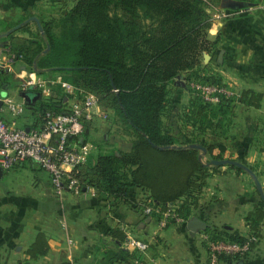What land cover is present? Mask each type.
I'll list each match as a JSON object with an SVG mask.
<instances>
[{"label": "trees", "instance_id": "obj_1", "mask_svg": "<svg viewBox=\"0 0 264 264\" xmlns=\"http://www.w3.org/2000/svg\"><path fill=\"white\" fill-rule=\"evenodd\" d=\"M60 21L61 32H52V21L42 23L46 46L41 38L26 36H14L8 45L30 63L27 70L62 72L64 79L95 93L101 105L116 110L135 132L128 150L99 153L76 166L74 174L82 190L94 187L125 197L131 187L141 186L148 191L153 213L159 207L157 214L162 218L171 205L178 217H189L199 203L209 166L200 149L192 146L193 141L187 145L176 143L164 128L162 115L169 80L192 69L200 54L210 51L218 41V37H209L211 16L204 0H77L63 10ZM0 73L11 72L0 69ZM44 96L26 105L35 120L31 125H38L45 111H69L65 99L49 100L52 95ZM262 98V92L251 88H244L239 95L240 102L254 107L261 106ZM205 146L214 158H221L212 144ZM197 171H202L200 178L195 177ZM246 219L253 230L250 236L218 226L208 227L207 231L210 238L248 240L250 251L262 234L264 205L255 204ZM176 220L169 218L167 224ZM110 234L123 241L126 231L113 227ZM49 248L46 234L39 232L28 252L37 257ZM243 255L221 253L219 259H239Z\"/></svg>", "mask_w": 264, "mask_h": 264}, {"label": "crops", "instance_id": "obj_2", "mask_svg": "<svg viewBox=\"0 0 264 264\" xmlns=\"http://www.w3.org/2000/svg\"><path fill=\"white\" fill-rule=\"evenodd\" d=\"M38 1L43 0H0V18L25 11L35 2L40 6ZM52 1L64 10L77 0ZM204 6L211 16L209 37H218L224 52L221 66L231 70L237 86L263 93V110L255 108L262 110L259 114L263 117L253 119L252 133L246 137L234 134L230 142L222 139L219 147L225 156L246 161L264 188V0H204ZM5 37L7 33H0V46ZM16 120L26 126L35 122L27 111ZM27 161L3 169L0 176V181L11 179L9 186L0 183V264H211L206 245L208 227L237 229L250 236L253 230L246 215L255 204L264 205L247 170L222 164L209 168L192 214L163 225L157 214L159 207L153 214L144 212L152 200L141 186L131 187L125 197L89 187L79 193L68 192L61 199L54 194L48 171ZM29 165L33 172L26 167ZM23 170L30 172L26 179L18 176ZM201 176L202 171L195 173L196 178ZM194 217L208 225L192 228ZM113 227L126 231L123 241L111 236ZM260 230L261 237L253 249L239 259H220L216 264H264V219ZM39 232L46 234L50 248L31 257L28 249ZM134 238L147 241L148 246H129Z\"/></svg>", "mask_w": 264, "mask_h": 264}, {"label": "rangeland", "instance_id": "obj_3", "mask_svg": "<svg viewBox=\"0 0 264 264\" xmlns=\"http://www.w3.org/2000/svg\"><path fill=\"white\" fill-rule=\"evenodd\" d=\"M40 3V6L35 2L33 6L28 5L25 11L18 10L15 14H7L4 15L3 19L0 18V33L4 32L8 35L2 39L5 41L4 44L8 45L14 36H26L41 38L46 46L44 40L46 33L42 29V23L47 21H52L49 26L52 32L62 31L60 21L63 12L62 6L52 0H43ZM69 8L70 6L64 8V11ZM32 15L39 18L41 27L36 20L29 19ZM17 21H19L17 24L20 26L14 28L17 24H13ZM11 25L13 26L10 27ZM212 47L210 51L207 50L200 54L192 69L182 71L169 80L166 86L167 106L162 119L164 128L172 133L177 144L187 145L191 141L205 145L212 144L214 153L223 158L230 156L224 155L223 150L219 147V141L223 139L225 142H230L234 134L240 135V137L251 134L255 128L252 126L253 119L259 118V116L263 117L262 114H259L263 110V105L260 106L262 110L256 111V107H250L248 104L239 101V95L244 88L237 86V81L232 78L230 69L221 66L222 62L218 60L219 51H223L221 45L214 43ZM18 65L31 67L30 63L26 61L19 62ZM225 69L228 70L227 73ZM40 73L48 79L59 73L64 75L55 69H42ZM20 82L21 78L15 73H0L1 93H11L15 97L27 101L26 92L20 90ZM50 88V94H46L44 98L52 95L49 100L63 98L64 101H69L66 96L67 93L59 84L52 83ZM36 99L31 103L35 102ZM107 112L106 117L96 116L87 124V138L96 145L89 156L90 158L96 157L99 153L121 149L128 150L135 137L132 127L124 121L116 110L109 108ZM27 113L30 114L29 110ZM199 149L209 168L215 169L218 165L211 161L214 155ZM27 163L33 165L30 161ZM30 165L26 167L33 172L34 170L31 169ZM29 170H23L18 176L23 177V179L28 178L30 176ZM35 172L38 174L39 171ZM10 182L11 179L8 177L0 181L4 187L9 186ZM21 182L25 183V180Z\"/></svg>", "mask_w": 264, "mask_h": 264}, {"label": "built area", "instance_id": "obj_4", "mask_svg": "<svg viewBox=\"0 0 264 264\" xmlns=\"http://www.w3.org/2000/svg\"><path fill=\"white\" fill-rule=\"evenodd\" d=\"M22 61L23 56L15 53L9 45L0 46V69L21 78V91L33 90L39 95H46L50 94L51 84L57 83L68 95L69 111L48 110L43 112L38 125H20L16 119L26 111L27 102L11 93L2 94L0 91V165L3 169H10L24 161H34L48 171L57 197L62 199L68 192L79 193L82 186L74 174L75 168L85 162L96 148L91 140L84 139L87 124L96 116L106 117L109 108L101 105L95 93L77 87L60 73L48 79L36 70L29 71L25 67L18 70L17 64ZM172 208L169 205L163 211V225L168 223L169 218L181 219ZM153 211L152 203L144 208L146 214L150 215ZM128 245L145 249L148 243L134 238ZM249 248L248 240L240 242L207 236L211 264L220 260L221 253L245 254Z\"/></svg>", "mask_w": 264, "mask_h": 264}, {"label": "water", "instance_id": "obj_5", "mask_svg": "<svg viewBox=\"0 0 264 264\" xmlns=\"http://www.w3.org/2000/svg\"><path fill=\"white\" fill-rule=\"evenodd\" d=\"M29 19L36 20L38 25L41 27L40 20L37 16L32 15L31 17H29ZM19 26H20V24H17L14 28H17ZM223 56H224V52L221 50L218 54V60L220 62H223ZM25 94H26L25 98L27 100L26 102H28V103H31L33 100H35L39 96V93L36 91H33V90L28 91ZM192 146L197 147V148H201L204 151H208L207 146H205L202 143H192ZM211 161L217 165L229 164V165H235V166H238L242 169L247 170L253 176L255 183H256V186H257V189H258L262 199L264 200V188L262 186V183H261L258 175L256 174V172L254 171V169H252L250 166H248L245 162L238 160V159L230 158V157L213 158V159H211ZM1 175H3V167L0 165V176ZM207 225H208V223L200 217H194V219H192L190 221V226L192 228L201 227V226L204 227Z\"/></svg>", "mask_w": 264, "mask_h": 264}]
</instances>
